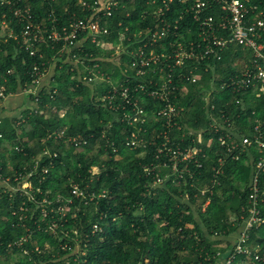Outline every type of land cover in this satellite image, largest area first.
Instances as JSON below:
<instances>
[{"label": "trees", "instance_id": "obj_1", "mask_svg": "<svg viewBox=\"0 0 264 264\" xmlns=\"http://www.w3.org/2000/svg\"><path fill=\"white\" fill-rule=\"evenodd\" d=\"M150 1L127 0L126 7L110 17L112 32L103 39L117 46L125 32L134 40L133 33L149 22L144 21V13L156 7ZM12 2L30 6L34 19L45 18L48 24L53 16L64 23L71 11L83 15L78 0ZM172 6L171 14L181 7L177 3ZM10 7L0 0V20L6 12L19 31L22 25ZM183 22L180 32H186ZM187 22L194 26L192 20ZM127 37L124 44L129 43ZM60 47L39 44L37 53L30 55L20 42L0 35V92L5 96L32 83L34 65L47 69L61 58L49 85L39 86L37 94L30 93L32 105L23 111L20 125L15 118L0 116V183H5L0 185V264H213L219 251L230 255V237L245 214L252 159L261 153L254 144L239 160L228 159L219 175L220 184H214L218 132L210 126V113L217 116L224 112L234 118L235 130L242 135H251L257 123L264 130V95L257 97L253 86L235 93L227 83L242 73L252 51L231 43L223 58L210 63L208 69L205 62L200 64L195 72L202 77L197 82L175 78V83L179 87L186 84L188 91L179 93L176 100L184 110L177 117L180 129L176 127L172 137L179 141L186 136V145L197 134L189 137V130H203L205 139L214 137V144L211 148L204 144L208 156L193 178L185 175L176 184L153 187L156 175L144 167L155 161L156 146L145 150L126 147L132 126L120 120L118 112L96 101L111 83L79 79L84 64H97L113 82L119 80V66L110 59L112 49L87 39L75 50L77 58L84 60L81 64L70 56L64 62L69 53L62 57ZM128 58L124 53V64ZM237 98L242 101L237 103ZM2 100L0 95V104ZM212 103L215 109L211 110ZM154 128L162 129L160 125ZM260 180L264 188V171ZM25 181L32 186L22 188ZM74 183L89 195L88 202L73 194ZM92 193L95 197L90 199ZM95 225L99 228L94 229ZM250 236L252 244L264 246V226L253 228Z\"/></svg>", "mask_w": 264, "mask_h": 264}, {"label": "built area", "instance_id": "obj_2", "mask_svg": "<svg viewBox=\"0 0 264 264\" xmlns=\"http://www.w3.org/2000/svg\"><path fill=\"white\" fill-rule=\"evenodd\" d=\"M127 0H78V11H71L67 20L62 23L56 16L46 23L45 18L34 19L30 6H17L12 0H4L9 4L11 14L22 25L16 30L7 13L2 14L0 20V35L5 39L13 38L28 49L30 55H35L39 44H61L59 55L68 52L70 57L77 58L75 50L82 46L87 39L106 49H112L110 59L119 66L121 77L113 82L110 74L97 68L98 65L87 66L79 73L83 83L107 81L111 83L106 93L96 97L97 102L106 105L110 110L118 112V118L127 121L132 126L130 134L125 139V146L135 150H145L149 145L156 146L155 161L146 164L147 173L156 175L151 185L164 186L170 182L176 184L179 178L188 175L193 178L197 170L203 168V158L208 156L204 144L211 148L214 137L204 138V131L189 130V137L193 141L183 144L186 136L181 140L172 137L176 127L180 124L177 117L184 110L176 100L179 93H186V84L181 87L175 83V78L195 83L201 79V73L195 72L202 62L208 69L213 62L223 58V52L231 44L236 43L244 49L252 51L251 59L244 66L242 73L234 75L227 82L233 92H246L251 86L255 87V95H264V6L262 0H151L156 4L152 10L145 12L146 26H139L133 33L134 40L121 33V41L113 46L110 41L103 39L110 34L109 19L119 8L126 7ZM181 5L174 14L172 5ZM130 12L127 11V15ZM174 14V15H173ZM193 21V25L187 22ZM184 21V22H183ZM185 23L186 32H180L181 23ZM121 24V23H120ZM128 29V27H127ZM188 34L190 37L186 38ZM171 36L175 37L174 40ZM125 37L128 44H124ZM127 53L126 64L122 56ZM81 64L84 60H79ZM188 72L184 71L186 68ZM83 74V72H85ZM46 69L34 65L32 83L25 90H32L37 94L41 77ZM0 95L5 97L4 92ZM209 105L208 96H206ZM151 105L146 104L150 102ZM242 99L237 98L240 103ZM210 109H215L212 103ZM121 114H123L121 116ZM211 127L218 132L217 163L213 166L214 184H220L219 175L224 172L228 159L239 160L243 153H250L255 144L260 151L258 158H254L250 179L247 185V205L243 208L242 224L233 235L231 254L217 253L213 264H264V246L260 243L252 244L251 230L264 226V188L261 187V173L264 171V130L257 123L251 135H242L235 130V120L224 112L210 113ZM159 125L162 129H158ZM156 127L158 130H156ZM153 132L150 133L149 129ZM188 137V136H187ZM79 137H73L78 140ZM158 138V139H157ZM86 142V140H83ZM116 150V149H115ZM119 157V156H117ZM252 158V154H250ZM97 168L94 167V170ZM168 169V170H167ZM164 172L161 174V172ZM8 179V178H7ZM22 188L32 186L30 181L22 183ZM72 192L88 202L89 195L78 184H73ZM18 189V187H17ZM212 192V189H210ZM205 193V189L203 190ZM95 194H90L93 199ZM208 199L204 210L209 205ZM99 228L98 225L94 229ZM25 239L22 238L21 241ZM243 260H237V257Z\"/></svg>", "mask_w": 264, "mask_h": 264}, {"label": "crops", "instance_id": "obj_3", "mask_svg": "<svg viewBox=\"0 0 264 264\" xmlns=\"http://www.w3.org/2000/svg\"><path fill=\"white\" fill-rule=\"evenodd\" d=\"M69 59L70 58L68 55L63 61L67 62ZM60 60L61 58H56L55 61L50 64V66L46 69L44 75L41 77V82L39 86L43 87L49 85L50 81L52 80L55 74L56 66ZM32 92V90L30 91L24 89L19 90L16 93L7 94L0 104V116H9L15 118L17 124L20 125L24 120V118H22L23 111H25L27 108H30V106L32 105V101L30 99V93ZM4 184L5 183H0L1 186ZM230 238L233 239L232 236Z\"/></svg>", "mask_w": 264, "mask_h": 264}, {"label": "rangeland", "instance_id": "obj_4", "mask_svg": "<svg viewBox=\"0 0 264 264\" xmlns=\"http://www.w3.org/2000/svg\"><path fill=\"white\" fill-rule=\"evenodd\" d=\"M242 61H240V60H237V62L236 63H241ZM115 69V68H114ZM118 79H120V77L118 78ZM98 82H96L95 84H97Z\"/></svg>", "mask_w": 264, "mask_h": 264}]
</instances>
